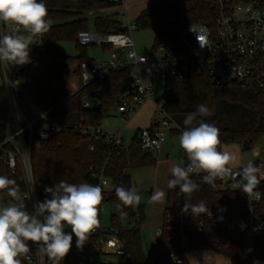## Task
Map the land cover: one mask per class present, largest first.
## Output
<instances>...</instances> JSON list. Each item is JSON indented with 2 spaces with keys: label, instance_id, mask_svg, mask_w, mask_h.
<instances>
[{
  "label": "trees",
  "instance_id": "16d2710c",
  "mask_svg": "<svg viewBox=\"0 0 264 264\" xmlns=\"http://www.w3.org/2000/svg\"><path fill=\"white\" fill-rule=\"evenodd\" d=\"M48 9L51 28L46 33L47 54L53 59L47 64L43 73L37 78H29L19 91V101L31 119L41 113H48L49 120L62 127L61 131H50L42 140L39 148H33L31 160L39 200L43 201L50 194L45 186H53L60 180L69 183L97 184L96 174L103 172L113 189L103 194L99 206L108 204L112 207L110 225L98 228L105 234L112 233L124 241L131 264H146L151 253H156L155 264H176L175 256L183 258L185 253L200 249H214L227 257L231 264H250L248 259V239L244 233H233L228 229L229 219L219 215L215 219L206 220L202 233L189 236L183 242L179 236L169 240L171 233L165 231L159 242L152 246L149 254L143 250L142 238L138 227V212L133 207H123L127 213L121 218L117 210L119 201L115 195L116 187L133 188L132 169L154 166L156 154L141 149L137 133L131 142L121 146H109L103 138L95 139L93 133L83 134V129H97L108 113L115 110L127 91V84L132 75L131 67L111 70L102 81L83 85L81 64L83 61L93 62L87 56L86 46L78 43L82 32H89L88 11L98 12L114 7L108 1L96 0H44ZM214 0H180L174 11L162 10L157 4L143 11L134 21L137 29L152 30L154 43L152 53L163 46L166 54L174 55L182 49V32L191 23L214 24ZM167 17H173L167 22ZM96 33L106 35L113 32H126L117 14L98 15L94 18ZM75 42L80 54L75 57L59 56L56 48L60 43ZM192 70L184 79L168 76L164 80L163 94L156 99L163 104L165 112L182 128L186 114L195 111L197 105H206L211 112L203 119L219 129L221 145H243L250 142V147L264 138V88L249 87L242 83H231L225 86L213 84L205 69L198 72ZM101 91L102 96L97 105L90 103L92 93ZM88 102L90 107H85ZM8 99L6 91L0 88V143L5 139V121L8 115ZM44 121L36 125V131L44 127ZM92 128V129H91ZM141 129L137 130L139 132ZM0 149V175L14 179L20 187V195L25 190L22 173L17 170L12 174L6 166L5 150ZM202 176L193 175L192 179L200 185L190 197L179 191V188L167 187L166 208L172 212L173 234H179L178 212L184 203L196 204L204 201L207 207L217 209L231 205L247 204V198L241 192L221 190L203 183ZM170 177L169 179H171ZM168 179V180H169ZM168 183V182H167ZM262 192V200L255 210L256 219L264 214V180L257 186ZM15 201L6 192H0V204ZM220 217H223L220 219ZM163 226L165 227V217ZM70 232V229L66 228ZM255 250L264 258V233L255 240ZM71 250L62 264H75L76 257Z\"/></svg>",
  "mask_w": 264,
  "mask_h": 264
},
{
  "label": "built area",
  "instance_id": "2783aa9c",
  "mask_svg": "<svg viewBox=\"0 0 264 264\" xmlns=\"http://www.w3.org/2000/svg\"><path fill=\"white\" fill-rule=\"evenodd\" d=\"M73 1L78 2L79 0ZM105 1L118 5L124 3V0ZM214 3L213 26L202 23L188 24L182 32V49L174 55L166 54L163 46H160L156 53L138 54L132 37L134 31L137 30L135 23H128L125 26L126 32H113L106 35L80 33L78 41L81 45L99 44L110 47V56L106 62H82L83 85L104 80L111 70L131 67L132 75L127 84V91L117 106V111L125 118L151 100L155 77L163 80L168 76L184 79L195 69V65L198 72L205 69L211 82L217 86L237 82L249 87L264 88V0H214ZM165 20L172 22L174 18L167 17ZM7 31L9 29L6 26H0V33ZM43 40L42 45L31 46L30 63L19 67L9 65L7 68L0 64V88L6 91L9 104L5 121L6 135L4 141L0 143V149L9 146V149L5 150L6 166L12 174H16L17 170L22 173L25 187L22 198L30 212L34 210L33 205L40 200L36 182L34 186L27 182L21 153L24 150L32 152L33 148H39L48 132L62 130L61 126L49 120V112L41 113L38 118L31 119L19 101L20 88L29 78L39 77L46 65L53 62L47 54L46 34ZM142 72L148 76L147 79L143 78ZM7 77L10 81L19 79V85L15 88L8 85ZM85 107H90V104L86 102ZM42 114H46V118H42ZM155 114L157 117L151 126L137 132V138L143 151L157 154L169 134L179 135L183 128L165 112L162 103L156 102ZM41 121L45 122L44 127L36 131V125ZM82 132L84 135L93 133L95 139L103 138L109 146H121L124 143V137L120 133L105 132L101 127L93 130L85 128ZM145 136L150 141H155L152 147H145ZM219 150H222L221 144ZM260 151V154H257L260 157L252 162L260 166L261 172L264 173V146ZM246 164L241 163L233 167L238 170ZM30 169L34 178L31 159ZM201 175L203 173L199 176ZM95 178L97 184L102 187L103 194L114 188L103 172L96 174ZM216 184L221 190L241 192L236 188L235 182L229 178L217 179ZM256 191L260 193L259 199H248L245 196L247 204L221 207L226 209L223 212L219 211L221 208L208 207V214L191 216L180 210L178 212V235L172 233L174 230L172 212L167 211L164 216L166 226L158 228L156 235L162 236L167 231L171 233L169 240L179 236L185 243L191 234L204 231L206 220L226 215L229 219L228 229L233 233L236 231L244 233L248 239L250 264H253L254 260H259L260 264H264V258L255 250V240L264 233V214L260 219H256L255 215V210L262 200V192L258 188ZM98 220L100 221V217ZM29 246L35 253L37 245L30 243ZM71 250L76 257L75 264H131L124 241L115 234L103 233L98 227L90 235L82 250L76 248L75 237H73ZM173 259L176 264H182L180 256H175ZM155 261L156 253L153 252L146 264H155ZM22 264H28V261L22 260ZM32 264H38L35 255H32Z\"/></svg>",
  "mask_w": 264,
  "mask_h": 264
},
{
  "label": "clouds",
  "instance_id": "9594fccd",
  "mask_svg": "<svg viewBox=\"0 0 264 264\" xmlns=\"http://www.w3.org/2000/svg\"><path fill=\"white\" fill-rule=\"evenodd\" d=\"M51 24L44 0H0V26L9 29L0 33V64L7 68L9 65L19 67L30 63L31 46L43 44V37L49 32ZM7 80L8 85L14 88L20 83L19 79L10 81L7 77ZM210 115V109L204 104L197 105L195 111L186 114L183 121L185 127L178 137L186 160L183 166L174 165L170 169L172 178L168 180L167 187H178L181 193L190 197L200 187L192 176L203 173V183L210 187L215 188L217 179L229 178L248 199H259L260 193L256 189L264 180L261 167L249 161L242 168L234 169L237 156L219 150V129L203 119ZM42 118H46V114H42ZM154 144L155 141L145 136L146 148ZM30 159L31 152L24 150L21 160L26 169L27 182L34 186ZM44 190L50 198L37 201L30 212L16 181L0 175V192H6L15 201L0 205V264H22V260L32 264V255L36 256L38 264H62L72 249L73 237L76 248L82 250L98 226L99 205L104 198L99 184L60 180L53 186H45ZM115 195L121 218L127 216L122 211L123 207H133L140 202L135 188L116 187ZM164 197L165 192L157 190L151 200L163 202ZM225 210L219 209L221 212ZM181 212L193 216L208 214L209 209L204 201L196 204L185 202ZM30 243L37 245L35 253ZM253 264H260V261L254 260Z\"/></svg>",
  "mask_w": 264,
  "mask_h": 264
},
{
  "label": "rangeland",
  "instance_id": "374dc122",
  "mask_svg": "<svg viewBox=\"0 0 264 264\" xmlns=\"http://www.w3.org/2000/svg\"><path fill=\"white\" fill-rule=\"evenodd\" d=\"M140 1H146V7L144 11L150 9L151 7L153 8L157 4H160L162 6V10L174 11L178 7L180 0H139V2ZM114 14H117L119 16V19L123 21L124 25L127 24L126 14L124 13V10L121 6L115 5L111 9L107 10L105 15L112 16ZM88 31L89 34H96L93 16H90ZM132 37L138 54H151L152 46L154 43V32L152 30L137 29L136 31H134ZM86 51L87 56L98 63L106 62L110 56L109 47L102 46L99 44L86 45ZM56 52L59 56L63 57H75L80 54V50L76 46L75 42L58 44ZM142 76L144 79H147L148 77L144 72H142ZM153 85L154 92L151 96V100H149V102H152L153 104H148L145 107L142 106L136 112L131 113L127 118L119 114L116 108L115 110L110 111L108 115L104 118L101 123V129L105 132L120 133L122 136L125 137V144L128 145L134 136L133 127L135 125H137V127H147L149 120L151 119L153 114L157 117V115L155 114V104L156 99L163 94L164 80L160 77H155ZM90 103L92 105H97L98 102L97 99L92 98ZM263 146L264 138H262L258 143H256L249 149H244L243 145L226 144L222 147V151H228L230 153L235 154L237 156V161L236 164L233 166H237L241 162L248 163L249 161H254L258 159L260 156H258L257 154H260V150ZM129 173L133 180V188L137 190V193L140 196L141 206H134L135 210L139 211L142 208L143 204H146V207L148 209L153 207L152 210H158V219H160L161 208L162 206H166L167 178L162 176L161 172L155 170V167L153 166L132 169L129 171ZM137 181H141L142 183L138 185ZM145 184H147V189H144L146 188ZM138 186H140L139 190ZM142 190L143 192H140ZM157 190L165 192L163 202H153L151 200L153 192ZM11 203L14 202L9 201L6 204L4 203L0 205H8ZM112 210V207L108 204L99 206L98 217H100V224L103 228L108 227L110 225V216L112 214ZM137 217L139 220L138 227L141 233L143 250L146 254H149L152 246L159 242L160 236L156 235V231L158 228L161 227V225L158 224L159 220L156 221L154 215H151L147 220L141 218L139 213ZM207 250L216 251L214 249Z\"/></svg>",
  "mask_w": 264,
  "mask_h": 264
},
{
  "label": "crops",
  "instance_id": "0c3cea01",
  "mask_svg": "<svg viewBox=\"0 0 264 264\" xmlns=\"http://www.w3.org/2000/svg\"><path fill=\"white\" fill-rule=\"evenodd\" d=\"M145 3H146V1H140L139 2V0H124V3L119 5L123 8L124 13L126 14L127 24L128 23H134L135 19L144 11V9L146 7ZM115 5H118V4H115ZM111 8L103 9V10L98 11V12L88 11L86 13V16L90 19V16H93L95 18L101 14L105 15L106 11L111 9ZM118 18H119V16H118ZM131 20H133V21H131ZM120 21L123 24V21L122 20H120ZM126 25L123 24L124 27ZM87 33H89V32H87ZM95 35H100V34L96 33ZM78 43H79V41H78ZM83 46H86V45H83ZM109 49H110V47H109ZM148 104H153V103L147 101L143 106L145 107ZM155 117L156 116H154V114H153V116L149 120L147 127H140V126L137 127V125H135L133 127L134 136L137 133V130L150 127L153 120L155 119ZM178 137H179V135H177V134H174V133L169 134L166 141L162 145V148L156 154L157 162L153 166V167H155V170H157L158 172H161V175L167 178V182H168V179L171 177L170 169L174 165L183 166L184 161L186 160L183 150L180 149V147H179ZM124 142H125V137H124ZM141 183H142L141 181H137L138 185ZM145 186H146V188H144V189H147V184H145ZM139 189H140V186H138V190ZM140 192H143V190ZM140 206H141V203L139 202L138 207H140ZM142 208H143V214L142 215L140 214V210L139 211L135 210L136 212L139 213V215L142 216L141 218H143L144 220H147V219H149V217L151 215H154V218H156V221L159 220L158 224H160L162 226V224L164 223V210H165L166 206L165 207L162 206V208H161L160 219H158V214H157L158 210L157 211L152 210L153 207L148 209L146 207V204H143ZM134 209H135V207H134ZM182 264H231V261H230L229 257H227L226 255H224L218 251H213V250L208 251L207 249H200V250H193L191 252L185 253L183 255V258H182Z\"/></svg>",
  "mask_w": 264,
  "mask_h": 264
},
{
  "label": "water",
  "instance_id": "95a60500",
  "mask_svg": "<svg viewBox=\"0 0 264 264\" xmlns=\"http://www.w3.org/2000/svg\"><path fill=\"white\" fill-rule=\"evenodd\" d=\"M101 96H102V92L101 91H96V92L92 93V98H94V99L99 100L101 98ZM243 148L244 149H249L250 148V142L248 140L244 141ZM140 214L141 215L143 214V208L140 209ZM141 215H140V217H142Z\"/></svg>",
  "mask_w": 264,
  "mask_h": 264
}]
</instances>
